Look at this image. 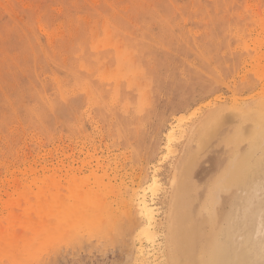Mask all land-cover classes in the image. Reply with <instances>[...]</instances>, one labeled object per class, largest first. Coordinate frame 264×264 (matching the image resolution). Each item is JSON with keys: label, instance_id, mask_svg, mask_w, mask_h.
<instances>
[{"label": "rangeland", "instance_id": "1", "mask_svg": "<svg viewBox=\"0 0 264 264\" xmlns=\"http://www.w3.org/2000/svg\"><path fill=\"white\" fill-rule=\"evenodd\" d=\"M258 126L264 130V0H0V264H167L171 201L188 159L195 163L186 177L190 211L202 241L216 236L230 252L250 250L245 264H264V233L247 237L259 225L253 213L263 209L264 218V144L244 180L212 195L232 161L259 142ZM90 188L104 202L99 228L97 218L89 225L92 199L83 223L72 222L78 229L68 225L61 236L42 224L65 202L69 210L88 205ZM140 197L155 213L152 243L141 235Z\"/></svg>", "mask_w": 264, "mask_h": 264}, {"label": "bare ground", "instance_id": "2", "mask_svg": "<svg viewBox=\"0 0 264 264\" xmlns=\"http://www.w3.org/2000/svg\"><path fill=\"white\" fill-rule=\"evenodd\" d=\"M107 36V35H106ZM108 37H111L110 35H108ZM100 39H102L101 40V42H103V43H108L107 42V40H109L108 38L106 39V38H100ZM106 40V41H105ZM111 40H112V38H111ZM95 41H97V43H98V40H95ZM105 41V42H104ZM99 42H100V40H99ZM113 42V41H112ZM112 42L110 43V40H109V43L111 44V45H113V46H115V47H117L119 44H120V42L118 41V45L115 43L116 42V40L113 42V44H112ZM103 43H101L103 46H104V44ZM108 43V44H109ZM116 45H115V44ZM141 43V42H140ZM97 46H99L98 44H97ZM108 47V46H107ZM83 49V48H82ZM105 49V48H104ZM113 49V48H112ZM111 49V50H112ZM99 50H101V49H99ZM114 50V49H113ZM97 51V50H96ZM103 51H105V50H103ZM139 51V50H138ZM109 53V52H108ZM111 53V52H110ZM124 53V52H123ZM112 54V53H111ZM109 55V54H108ZM121 55H122V53H121ZM106 56V55H105ZM124 56V55H123ZM126 56V55H125ZM113 57V56H112ZM111 58V57H110ZM108 61V60H107ZM110 61V60H109ZM111 63V62H110ZM114 63V62H113ZM112 64V63H111ZM104 66H105V64H103ZM102 65V66H103ZM115 65V64H114ZM103 66V67H104ZM113 66V65H112ZM186 67V66H185ZM114 69V68H113ZM97 70V69H96ZM103 71H104V69H103ZM107 71V70H106ZM105 71V72H106ZM192 71V70H191ZM97 72V71H96ZM189 72V71H188ZM98 73V72H97ZM191 73V72H190ZM103 74H105V73H103ZM135 74V73H134ZM137 74V73H136ZM139 74V73H138ZM98 75V74H97ZM102 74H99V76L100 77H103V76H101ZM106 75V74H105ZM76 76H77V74H76ZM198 76V75H197ZM78 77V76H77ZM85 77V76H84ZM86 78V77H85ZM99 78V77H98ZM104 78V77H103ZM105 78H106V76H105ZM184 78V77H183ZM82 79V78H81ZM94 79V78H93ZM101 79V78H100ZM99 79V80H100ZM107 79V78H106ZM179 80L180 79H182V78H178ZM197 79V78H196ZM55 80H56V78H55ZM90 80V79H89ZM110 80V79H109ZM134 80V79H133ZM92 81V80H91ZM102 81V80H101ZM113 81V80H112ZM136 81V80H135ZM171 81V80H170ZM186 81V80H185ZM96 81H94L93 83H95ZM109 82V85L111 84V81H108ZM173 82V81H172ZM99 83V82H98ZM125 83V81L123 82V84ZM136 83V82H135ZM199 83V82H198ZM108 84V83H107ZM137 84H139V83H137ZM181 84V83H180ZM196 84V83H195ZM80 85V84H79ZM98 85V84H97ZM105 85V84H104ZM156 85V84H155ZM121 86V85H120ZM125 86V85H124ZM136 86V85H135ZM160 86V85H159ZM100 87H101V84H100ZM158 87V86H157ZM183 87V86H182ZM186 87H188V85L186 86ZM85 88V87H84ZM97 88H98V86H97ZM102 88V87H101ZM105 88V87H104ZM111 88V87H110ZM109 88V91L111 90ZM123 88V87H122ZM121 88V89H122ZM133 88V87H132ZM137 88H138V86H137ZM136 88V89H137ZM166 88V87H165ZM87 89V88H86ZM125 89V88H124ZM129 89V88H128ZM155 89V88H154ZM76 90V89H75ZM88 90V89H87ZM86 90V91H87ZM102 89H100V91H101ZM108 90V89H107ZM139 90V89H138ZM156 90V89H155ZM154 90V91H155ZM162 90V89H161ZM171 90H174V88L173 89H171ZM93 91V90H92ZM98 91V90H97ZM105 91V90H104ZM127 91V90H126ZM165 91H167V90H165ZM169 91H170V89H169ZM168 91V92H169ZM189 91H191V89L190 90H188V92ZM88 92V91H87ZM96 92V91H95ZM95 92H94V94H95ZM99 92V91H98ZM111 92V91H110ZM109 92V93H110ZM122 92V91H121ZM156 92V91H155ZM173 92V91H172ZM176 92V91H175ZM183 92V91H182ZM192 92V91H191ZM123 93V92H122ZM121 93V94H122ZM171 93V92H170ZM174 93V92H173ZM177 93V92H176ZM98 94V93H97ZM105 94V93H104ZM107 94V93H106ZM120 94V95H121ZM149 94V93H148ZM154 93H152V95H153ZM86 95V94H85ZM99 95H101V93L99 94ZM124 94H122V96H123ZM134 95V93L132 94V96ZM174 95V94H173ZM172 95V96H173ZM109 96V95H108ZM107 95H106V97H108ZM121 96V97H122ZM129 96H131V95H129ZM61 97V96H60ZM105 97V96H104ZM114 97V96H113ZM144 97H147V95H145ZM155 97H156V95H155ZM177 97V96H176ZM103 98V97H102ZM111 98V97H110ZM129 98V97H128ZM178 98V97H177ZM61 99H62V97H61ZM99 99V98H98ZM104 99V98H103ZM109 99V98H108ZM112 99V98H111ZM124 99V98H123ZM132 98L130 97V100H131ZM133 99H135V97L133 98ZM146 99V98H145ZM174 99V96H173V98H172V100ZM101 100V99H100ZM99 100V101H100ZM171 100V101H172ZM175 100H177L176 98H175ZM105 101V100H104ZM141 102V105H142V101H144V99L142 100H140ZM179 101V100H178ZM133 102V101H132ZM137 102V101H136ZM135 102V103H136ZM153 102H155V101H153ZM190 102V101H189ZM103 103V102H102ZM144 103V102H143ZM156 104H157V102H155ZM172 103V102H171ZM171 103H169V104H171ZM175 103V102H174ZM185 103H187V102H185ZM185 103H183V104H185ZM89 104V103H88ZM98 104V103H97ZM117 104H119L118 102H117ZM148 104V103H147ZM146 104V105H147ZM177 104V103H176ZM176 104H173V105H176ZM180 103H178V105H179ZM189 104V103H188ZM100 105V104H99ZM105 105V104H104ZM110 105V104H109ZM108 105V106H109ZM144 105H145V103H144ZM149 105V104H148ZM168 105V104H167ZM181 105V104H180ZM179 105V106H180ZM89 106H91V103H90V105ZM101 106H103V105H101ZM105 106H107V104L105 105ZM104 106V107H105ZM108 106H107V108H108ZM117 106V105H116ZM154 106V105H153ZM159 106V105H158ZM177 106V105H176ZM179 106H177V107H179ZM187 106V105H186ZM185 106V107H186ZM95 107V106H94ZM96 107H98V106H96ZM103 107V108H104ZM112 107V106H111ZM130 107H132V106H130ZM167 108H169V106H166ZM175 107V106H174ZM100 108V107H99ZM103 108H101V110L103 109ZM154 108V107H153ZM161 108H163V107H161ZM165 108V107H164ZM95 109V108H94ZM106 109V108H105ZM159 109V108H158ZM175 109H177V108H175ZM174 109V110H175ZM182 109V108H181ZM186 109V108H185ZM96 110V109H95ZM98 110V109H97ZM111 110V109H110ZM160 110V112H162L161 111V109H159ZM158 110V111H159ZM167 110V109H166ZM178 110V109H177ZM115 111H116V109H115ZM131 111V110H130ZM129 111V112H130ZM173 111V110H172ZM100 112L101 111H99V114H100ZM118 112V111H117ZM164 112V111H163ZM162 112V113H163ZM106 113V112H105ZM149 113V112H148ZM154 113H155V111H154ZM156 113H157V111H156ZM156 113L154 114V115H156ZM172 113V112H171ZM176 113V112H175ZM195 113V112H194ZM198 113V112H197ZM111 114V113H110ZM146 114V113H145ZM152 114V113H151ZM160 114V113H159ZM167 114V113H166ZM169 114V113H168ZM168 114L166 115V116H168ZM104 115V114H103ZM107 115L109 116V113H107ZM119 115H120V113H119ZM129 115V114H128ZM147 115V114H146ZM153 115V114H152ZM173 115V114H172ZM192 115V114H191ZM194 115V114H193ZM102 116V115H101ZM157 117H158V115H156ZM163 118L164 117H166L165 115H164V113H163ZM162 116H161V118H162ZM170 116V115H169ZM168 116V117H169ZM196 116V115H195ZM36 117V116H35ZM118 117H120V116H118ZM135 117V116H134ZM137 117V116H136ZM135 117V118H136ZM172 117V116H171ZM37 118V117H36ZM115 118V117H114ZM122 118V117H121ZM121 118H120V120H121ZM124 118V117H123ZM134 118V119H135ZM154 118V117H153ZM167 118V117H166ZM166 118H164V119H166ZM173 118V117H172ZM183 118V117H182ZM187 118V117H186ZM116 119V118H115ZM125 119V118H124ZM129 119V118H128ZM137 119V118H136ZM158 119H159V117H158ZM211 119V118H210ZM230 119V118H229ZM117 120V119H116ZM132 120V119H131ZM138 120V119H137ZM141 120V119H140ZM180 121H181V119H179ZM205 120V119H204ZM259 120V119H258ZM107 121H108V119H107ZM118 121H119V119H118ZM133 121V120H132ZM131 121V122H132ZM139 121V120H138ZM137 121V122H138ZM158 121H160V119L158 120ZM162 121H164V120H162ZM162 121H161V123H162ZM184 121V120H183ZM189 121H190V119H189ZM119 122H121V121H119ZM130 122V121H129ZM153 122V121H152ZM205 122V121H204ZM219 122V121H218ZM123 123V122H122ZM124 123H127L126 122V120H125V122ZM133 123H135V122H133ZM160 122H157V124H159ZM159 124V126L160 125H162V124ZM165 123V122H164ZM258 123V122H257ZM115 124H116V122H115ZM130 124V123H129ZM140 124V123H139ZM156 124V125H157ZM181 124V123H180ZM195 124V123H194ZM204 124V123H203ZM124 125V124H123ZM126 125V124H125ZM124 125V127H127V126H125ZM156 125H155V128H156ZM200 125V124H199ZM116 126V125H115ZM158 126V125H157ZM194 126V125H193ZM192 126V127H193ZM212 126V125H211ZM218 126V125H217ZM123 126H122V128H124ZM134 127V126H133ZM216 126H212L211 127V129H210V132H209V135H207V136H209L208 138H210V136L212 135V134H214L215 133V129H217V128H215ZM219 127V126H218ZM132 128V127H131ZM135 128V127H134ZM134 128H132L133 130H134ZM141 128V127H140ZM197 128V127H196ZM215 128V129H214ZM261 127H259L258 126V128L254 131V134H256L257 136H258V138H259V142H255V143H253L254 144V146L249 150V151H247L244 155H242V156H240L239 158H237V159H235L234 161H232V163L230 164V168L229 169H225V171H224V174L221 176V178H220V185L218 186V187H213V196H218V191L220 190V189H223V188H225L224 187V185L226 186V187H229V184H231V183H234V182H238V181H242V180H244L246 177H247V174H245V172H244V170L245 169H249V168H251L252 166H254L256 163H253V161H255V160H253V158H255L254 157V152L258 149V148H260L259 146L260 145H263L264 144V130H262V129H260ZM131 129V130H132ZM136 129V128H135ZM178 129V128H177ZM123 130V129H122ZM121 130V131H122ZM127 130H128V128L127 129H125L124 131H126L125 133H127L128 134V132H127ZM158 130V129H157ZM173 131H174V129H172ZM181 130V129H180ZM136 131V130H135ZM134 131V132H135ZM190 131V130H189ZM199 131V130H198ZM129 132H130V130H129ZM217 132V131H216ZM157 133V132H156ZM173 132L170 130L169 131V135H171ZM184 134H185V132H183ZM204 133H205V131H204ZM235 133V132H234ZM118 134V133H117ZM121 134V133H120ZM131 134V133H130ZM174 134V133H173ZM187 134V133H186ZM186 134H185V136H186ZM199 134H200V131H199ZM217 134V133H216ZM238 134V133H237ZM122 135V134H121ZM125 135V134H124ZM133 135V134H132ZM123 136V135H122ZM127 136V135H126ZM125 136V137H126ZM134 136V135H133ZM200 136V135H199ZM213 136V135H212ZM236 136V135H235ZM241 136V135H240ZM250 136V135H249ZM124 137V138H125ZM129 137H131V135H129ZM135 137V136H134ZM153 137H155V136H153ZM183 137V136H182ZM188 137V136H187ZM190 137V136H189ZM214 137V136H213ZM233 137V136H232ZM239 137V136H238ZM138 138V137H137ZM156 138V137H155ZM154 138V140H156ZM172 138H173V136H172ZM181 137H179V139H180ZM185 138V137H184ZM199 139H200V137H198ZM230 138V137H229ZM241 138V137H240ZM126 139V138H125ZM181 139H183V138H181ZM186 139V138H185ZM212 139V138H211ZM210 139V140H211ZM153 140V141H154ZM171 140V139H170ZM174 140V139H173ZM172 140V141H173ZM231 140H232V138H231ZM137 141V140H136ZM208 141V140H207ZM222 141V140H221ZM249 141V140H248ZM132 142V141H131ZM155 142V141H154ZM167 142V141H166ZM194 142V141H193ZM204 142V141H203ZM209 142V141H208ZM238 142V141H237ZM156 143V142H155ZM172 143V142H171ZM186 143V142H185ZM202 143V142H201ZM206 143V142H205ZM252 143V142H251ZM183 144V143H182ZM191 144H192V142H191ZM204 144V143H203ZM208 144V143H207ZM207 144H206V146H207ZM234 144V143H233ZM238 144V143H237ZM227 145V144H226ZM154 146V145H153ZM153 146L151 147V148H153ZM195 146V145H194ZM206 146H204V147H206ZM218 146V145H217ZM216 146V147H217ZM229 146V145H228ZM142 147V146H141ZM164 147V146H163ZM171 147V146H170ZM169 147V148H170ZM200 147H201V144H200ZM203 147V148H204ZM154 148H155V146H154ZM153 148V149H154ZM180 148H181V146H180ZM183 148V147H182ZM171 149H173V148H171ZM176 149V148H175ZM194 150V149H193ZM141 151V150H140ZM140 151L138 152L139 154H140ZM192 151V150H191ZM195 151V150H194ZM224 151H226V150H224ZM224 151H222L223 153H224ZM150 152H151V150H150ZM179 152V151H178ZM182 152V151H181ZM221 152V151H220ZM242 152V151H241ZM173 153V152H172ZM193 153V152H192ZM198 153V152H197ZM232 153V152H231ZM170 154V153H169ZM189 154V153H188ZM196 154V153H195ZM176 155H178V154H176ZM203 155V154H202ZM141 156V155H140ZM180 156V155H179ZM225 156V155H224ZM237 156V155H236ZM194 157V156H193ZM207 157V156H206ZM210 157V156H209ZM195 158H193L192 160H194ZM204 159V158H203ZM208 159H210V158H208ZM231 159V158H230ZM197 160V159H196ZM220 160V159H219ZM233 160V159H232ZM174 161V160H173ZM207 161V160H206ZM228 161V160H227ZM199 162V161H198ZM208 162H209V160H208ZM174 163V162H173ZM176 163V162H175ZM219 163V162H218ZM182 164H183V167H181L182 168V170H183V174L185 175L184 177H182V175H180V177H178L179 179L177 180V184H176V188H175V193H174V195L172 196V203H171V209H170V216H169V225H168V230H169V239H168V246L166 247V256L168 257V259H167V264H245L246 262H245V257L247 256L246 254H248L249 253V251H247L248 249H246L245 250V252H244V250L243 249H245L246 247L248 248V246H247V244L245 245V248H241V246H242V244H241V242H240V244H239V248H241L242 250H243V252H235V251H231V252H233L232 253V255H234V252H235V255H234V257L237 255V257L236 258H232V256H231V252H230V246H228L229 245V243H227V244H225L224 245V243H222V242H220V241H218L217 240V238H216V236H215V238H213V239H209L210 240V242H208V243H204L203 241H202V236H203V231H202V227H201V225H200V223H198V222H196L193 218H192V215H191V211H190V208H191V206H190V202H191V196H190V194H191V190L192 189H190L191 188V185L189 184L190 182H186V177L191 173V167H192V164L193 163H191V161H189V159L187 160V161H185L184 163L182 162ZM195 164V163H194ZM193 164V165H194ZM223 164H224V162H223ZM151 165V164H150ZM218 165V164H217ZM100 167H102L101 165H99ZM182 166V165H181ZM222 166V165H221ZM227 166V165H226ZM258 166V165H257ZM172 167H173V165H172ZM194 167V166H193ZM196 167V166H195ZM202 167H203V165H202ZM228 167V166H227ZM259 167V166H258ZM180 168V169H181ZM106 169V168H105ZM175 169V168H174ZM173 169V170H174ZM196 170V169H195ZM262 172V171H261ZM182 173V172H181ZM200 173V172H199ZM264 173V172H263ZM194 174V173H193ZM251 175V174H250ZM201 176V175H200ZM258 176V175H257ZM176 177V176H175ZM190 177V176H189ZM196 177L198 178V175H196ZM251 178V177H250ZM263 178V177H262ZM153 179V178H152ZM212 179V178H211ZM217 179V178H216ZM155 180H156V178H155ZM187 180H189L188 178H187ZM198 180V179H197ZM208 180H210V179H208ZM194 181V180H193ZM253 181V180H252ZM110 182V181H109ZM171 182V181H170ZM218 182V181H217ZM216 183V182H215ZM214 183V184H215ZM110 184V183H109ZM109 184H106V185H109ZM160 184V183H159ZM174 184V183H173ZM251 184V182L249 183V185ZM112 187H113V184H110ZM248 185V186H249ZM205 186V185H204ZM104 187H105V185H104ZM112 187H111V189H112ZM195 187V186H194ZM245 187V186H244ZM250 187H252V186H250ZM89 188V187H88ZM97 188V187H96ZM105 188H107V187H105ZM109 188V187H108ZM155 187H153V189H154ZM159 188V187H158ZM193 188V187H192ZM91 189V188H90ZM170 189V188H169ZM168 189V190H169ZM229 189V188H228ZM95 191V192H97L95 189H91V191ZM100 190V189H99ZM113 190V189H112ZM256 190V191H255ZM94 191H93V193H94ZM254 191H255V194H257V192H258V189L255 187V189H254ZM81 193L79 194V192H78V194L79 195H81L82 194V192H84V191H80ZM88 193H85V195L87 194H89V196H88V198L89 197H91V198H89L88 199V205L87 204H85L84 205V202L86 203L87 201H81L82 199H84L82 196V199H80L79 197H77L76 199H78V200H76V201H81L80 203V208H78L79 206H78V204H76V205H74L75 207L76 206H78L77 208H71L70 210L68 209V204L65 202V205L66 206H64L63 205V209H61V211H59V212H57V214L55 215V218H52V220H51V222H50V219H48L47 218V220H49V222L50 223H52V224H50V223H46V222H42V224L43 223H45V224H49V226L51 225L52 227L50 228L51 229V233H52V231L53 232H55V233H59V232H65V231H67V233H68V225H72L73 224V228H75V226H77V225H75L76 223H78V219H79V221L81 220V222H79V223H83L82 221L84 220L83 219V217H84V215H86V217H87V214H88V209L87 208H91L94 204H93V202L95 203V206L93 207L94 208V210H93V208H92V211L90 212V214L91 213H95L96 214V212H97V214L95 215V214H93V218H90L91 217V215H89L88 216V219L90 220V219H94L93 221H95V219L97 218L98 220H96L94 223H97V225L99 224V225H101L100 223H101V220H103V208H100V207H102L101 205H102V203H104L102 200L103 199H101L100 197H99V195L97 194V193H94V194H92L89 190L87 191ZM92 194H90V193ZM105 192V191H104ZM109 192V191H108ZM200 192V191H199ZM83 193V194H84ZM103 193V192H102ZM139 193V192H138ZM143 193H144V191H143ZM167 193V192H166ZM95 194H96V198L98 199V201H97V199H95L94 198V196H95ZM107 194V193H106ZM111 194V193H110ZM125 194V193H124ZM84 195V196H85ZM97 195H98V197H97ZM104 195V194H103ZM166 195V194H165ZM248 195V194H247ZM71 196H73V195H71ZM77 196V195H76ZM105 196V195H104ZM121 196V195H120ZM202 196V195H201ZM68 197V196H67ZM66 197V198H67ZM87 196H85V198H86ZM93 197V198H92ZM194 197V196H193ZM249 197V196H248ZM61 198H63V197H61ZM75 198V197H74ZM74 198H72L73 200H74ZM103 198V197H102ZM201 198V197H200ZM71 199V198H70ZM91 199H92V206L90 205L91 203H90V201H91ZM94 199V200H93ZM120 199V198H119ZM123 200H126L125 198H122ZM135 199V198H134ZM137 199V202L139 201V210H140V213L143 215V217L145 218V220H146V223H145V225H144V227H145V229L143 230V228H142V231H143V233H141V235L143 234V236L145 237V239L147 240V242H150V243H152V242H155V238H156V234L154 233V231H153V224H154V221H155V217H154V214L155 213H153L154 211L151 209V207L149 206V204H147V201H146V198L144 199V198H136ZM203 199V198H202ZM248 199V198H247ZM247 199H245V200H247ZM65 200V199H64ZM68 201H69V199H67ZM72 200V201H73ZM95 200L98 202H95ZM100 200L102 201L101 202V205H100ZM213 200V199H212ZM75 200H74V202H76ZM118 201H121V200H118ZM132 200H130V202H131ZM250 200L248 199V202H249ZM251 201H253V200H251ZM193 202L195 203V201L193 200ZM77 203V202H76ZM133 203H134V200H133ZM132 203V204H133ZM136 203V202H135ZM193 203V204H194ZM208 203V202H207ZM250 203V202H249ZM249 203H248V206H250L249 205ZM83 204V205H82ZM99 204V205H98ZM192 204V205H193ZM252 204V203H251ZM81 205L82 206H84V207H81ZM125 205V204H124ZM135 205V204H134ZM240 205V204H239ZM256 205V204H255ZM52 206H53V204H52ZM88 206H90V207H88ZM106 206V205H105ZM104 206V207H105ZM248 206H247V208H248ZM96 207V208H95ZM108 208H109V204H108V206H107ZM110 207H112V206H110ZM116 207V206H115ZM114 207V208H115ZM130 207H133L131 204H130ZM130 207H129V209H130ZM134 207H137L136 205L134 206ZM167 207H168V205H167ZM170 207V206H169ZM51 208V207H50ZM97 208H99V209H97ZM113 208V209H114ZM103 209V210H102ZM112 209V210H113ZM116 209V208H115ZM51 210V209H50ZM117 210V209H116ZM119 210V209H118ZM165 210H166V208H165ZM245 210V209H244ZM249 210V209H248ZM263 209H260L259 211H257V213H253V214H251V216L253 215V216H255V218L253 219V221H254V223L256 222V224H255V226L257 225V223L259 224L258 225V227L255 229V230H252V228H250L251 230H249L248 228V230L250 231L249 233L248 232H246V233H248L249 234V236H247V237H250V238H252V237H256L258 234H263L264 233V218H263V220H262V218H261V211H262ZM94 211V212H93ZM98 211H102L101 213H102V215H100L99 213H98ZM111 211V210H110ZM130 211V210H129ZM241 211V210H240ZM239 211V212H240ZM109 212V211H108ZM108 212H107V217H109V215H108ZM167 212V211H166ZM245 212V211H244ZM243 212V213H244ZM247 212V211H246ZM251 212V211H250ZM48 213V212H47ZM112 213V212H111ZM197 213V212H196ZM43 214V213H42ZM116 214V213H115ZM114 214V215H115ZM219 214V213H218ZM241 214V213H240ZM239 214V215H240ZM97 215H100V217L101 218H98V216ZM212 215V214H211ZM262 215H264V214H262ZM54 216V215H53ZM83 216V217H82ZM94 216H97V217H94ZM167 216V215H166ZM243 216H244V214H243ZM251 216H250V219H251ZM252 216V217H253ZM49 217V216H48ZM135 217V216H134ZM134 217H133V219H134ZM51 218V217H50ZM83 220H82V219ZM167 218V217H166ZM199 218V217H198ZM238 218V217H237ZM246 218V217H245ZM244 218V219H245ZM99 219H101L100 220V222H98L99 221ZM114 219H116V216H115V218ZM218 219V218H217ZM137 220V219H136ZM160 220V219H159ZM234 220V219H233ZM77 221V222H76ZM86 221V220H85ZM93 221L92 220H90V224H89V222L87 223V222H85L86 224H89L90 226H91V224H93ZM103 221H106L105 220V218H104V220ZM102 221V222H103ZM109 222L108 223H110V218H109V220H108ZM135 221V220H134ZM203 221V220H202ZM210 221H212V223H214L216 220H215V218H212ZM237 221V220H236ZM68 222L70 223V224H68ZM72 222H75V224L74 223H72ZM114 222V221H113ZM113 222H111V227H112V223ZM137 222V221H136ZM235 222V221H234ZM251 223H253L252 222V220L250 221ZM248 223V222H247ZM254 223H253V225L252 224H250L251 225V227L253 226L254 227ZM44 224V225H45ZM103 224H104V222H103ZM159 224V223H158ZM241 224H243V223H241ZM80 225V224H79ZM88 225V227H90ZM99 225L97 226L98 228H99ZM106 225V224H105ZM104 225V226H105ZM109 224H108V226H110ZM207 225V224H206ZM237 225V224H236ZM246 225V224H245ZM85 226H87V225H85ZM93 226L94 225H92L90 228L92 229L93 228ZM107 226V227H108ZM205 226V225H204ZM217 226V225H216ZM244 226V225H243ZM47 226H45V228H46ZM77 227H81V226H77ZM82 227H83V225H82ZM96 227V226H95ZM94 227V228H95ZM110 227V228H111ZM143 227V226H142ZM233 227H234V225H233ZM237 227V226H236ZM72 228V227H71ZM72 228V229H73ZM93 228V229H94ZM109 228V227H108ZM203 228H205V227H203ZM232 228V227H231ZM49 228H48V231L50 230ZM75 229H78V228H75ZM106 229V228H105ZM64 230V231H63ZM74 230V229H73ZM241 230V229H240ZM47 231V230H46ZM108 231V230H107ZM233 231V230H232ZM231 231V232H232ZM239 231V230H238ZM237 231V232H238ZM209 232H211V231H209ZM213 232V231H212ZM230 232V233H231ZM62 233H59V234H61V236L63 235ZM218 233V232H217ZM233 233V232H232ZM236 233V232H235ZM53 234V233H52ZM241 234V233H240ZM50 235V236H49ZM49 235H47V238L46 239H48V237L50 238L51 237V234L49 233ZM67 235V234H66ZM65 235V236H66ZM205 235V234H204ZM227 235V234H226ZM64 236V237H65ZM111 236V235H110ZM211 236H213L214 237V233H212V235ZM239 236V235H238ZM57 237V236H56ZM229 237H230V240L231 239H233L230 235H229ZM246 237V238H247ZM55 237L53 236V239H50V240H55L54 239ZM207 238V237H206ZM235 238H237V237H235ZM241 238H243V237H241ZM262 238V237H261ZM260 238V239H261ZM264 238V237H263ZM31 239V238H30ZM64 239V238H63ZM143 239V238H142ZM3 240H6V238L5 239H3ZM21 239H18L17 241H20ZM28 240V239H27ZM226 240V239H225ZM229 240V239H228ZM230 240L228 241V242H230ZM245 241H246V239H244ZM249 240H251V239H249ZM248 239H247V241H249ZM13 241V240H12ZM16 241V242H17ZM22 241V240H21ZM20 241V242H21ZM56 241H57V239H56ZM236 241V240H235ZM29 242H31V241H29ZM39 242V241H38ZM49 242V241H48ZM52 241H50L49 242V244L51 243ZM162 242V241H161ZM232 242V241H231ZM250 242V241H249ZM263 242V241H262ZM28 243V242H27ZM35 243V242H34ZM42 243L43 242H41V244H38L39 246H36L38 249H39V247H40V245H42ZM157 243V242H156ZM243 243V242H242ZM245 243H247V242H245ZM260 243V242H259ZM5 244H6V241H5V243H4V246H5ZM7 244H11V243H8V240H7ZM6 244V245H7ZM48 244V245H49ZM231 244V243H230ZM234 244H235V242H234ZM251 245H254V243L252 242V243H250ZM250 244H248L249 246H250ZM263 245H264V243H262ZM260 245L259 247H261V249L262 248H264L263 247V245ZM37 245V244H36ZM44 245H47V243L46 244H44ZM8 246V248H10L11 249V247H12V245H7ZM231 246H232V244H231ZM235 246H238V244L236 245L235 244ZM235 246H232V248H234L235 249ZM14 249H16V246L14 245ZM29 247H30V245H29ZM42 247H43V245H42ZM41 247V248H42ZM253 247V246H252ZM251 247V248H252ZM4 248H6V247H4ZM3 248V250H5ZM145 248V247H144ZM237 248V247H236ZM257 247H255V249H256ZM7 249V248H6ZM12 249H13V247H12ZM14 249H13V251H14ZM9 250V249H8ZM41 250V249H40ZM159 250V249H158ZM162 250V249H161ZM235 250H238V249H235ZM260 250V249H259ZM264 250V249H263ZM263 250H260V251H263ZM13 251H11L10 250V254L9 253H7V255L5 254V257H7L9 260H10V258L11 257H15V255L14 254H12V252ZM30 251V253H28ZM29 251H27V253L28 254H30V255H28L27 256V258H30L29 256H31L33 253L31 252L32 250H30V248H29ZM42 251V250H41ZM238 251H241V250H238ZM3 253L5 252V251H2ZM8 252V251H7ZM246 252H248V253H246ZM1 253V252H0ZM14 253V252H13ZM16 253H17V257H19V252H17V250H16ZM207 253V257L206 256H204L205 254ZM236 253H238V254H236ZM240 253V254H239ZM246 253V254H245ZM162 254V253H161ZM8 255H10V256H8ZM24 255V254H23ZM35 255V254H34ZM33 255V256H34ZM164 255V254H163ZM244 255H245V257H244ZM0 256H4V255H0ZM21 257H22V254H21ZM142 257V256H141ZM16 258V257H15ZM25 258V256H23L22 257V259H24ZM163 258H164V256H163ZM21 259V258H20ZM247 259H248V257H247ZM246 259V260H247ZM8 260V261H9ZM15 260V264H16V262L18 263V260H16V259H14L13 258V261ZM140 260V259H139ZM5 261H7L6 259H5ZM21 260H19V263L21 264H25V259L23 260V262H20ZM162 261V260H161ZM166 261V260H165ZM139 262V261H138ZM137 263V262H136ZM138 264H140V263H138ZM141 264H144V263H141ZM161 264V263H160ZM163 264V263H162Z\"/></svg>", "mask_w": 264, "mask_h": 264}]
</instances>
